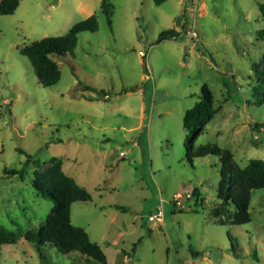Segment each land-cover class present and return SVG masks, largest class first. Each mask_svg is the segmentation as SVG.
Listing matches in <instances>:
<instances>
[{
    "label": "rangeland",
    "instance_id": "obj_1",
    "mask_svg": "<svg viewBox=\"0 0 264 264\" xmlns=\"http://www.w3.org/2000/svg\"><path fill=\"white\" fill-rule=\"evenodd\" d=\"M101 1L20 0L0 15V224L17 235L0 264H264V189L252 192L251 222L219 224L221 159L187 156L192 142L231 151L241 167L264 160V0H110L111 26ZM94 13L98 30L53 56L61 77L44 87L20 50ZM194 20L198 39L157 43ZM204 86L217 113L194 136L184 115ZM58 163L92 196L70 218L103 261L25 237L54 207L34 178ZM159 209L162 222L151 220Z\"/></svg>",
    "mask_w": 264,
    "mask_h": 264
},
{
    "label": "trees",
    "instance_id": "obj_2",
    "mask_svg": "<svg viewBox=\"0 0 264 264\" xmlns=\"http://www.w3.org/2000/svg\"><path fill=\"white\" fill-rule=\"evenodd\" d=\"M162 4L165 0H154ZM20 0H0V15H12L17 10ZM264 17V2L258 5ZM100 13L105 15L108 24L112 25L113 7L110 0H102ZM99 28L97 13L75 23L69 31L62 36H50L33 42L30 46L20 50L26 56L34 73L44 87L56 85L61 77V70L53 56H65L76 49L79 36L82 32H95ZM186 34L176 29L161 31L157 43L166 39L182 40ZM85 89H89L88 86ZM132 91L134 88L131 89ZM104 93L103 90H101ZM217 113L214 98L210 90L204 86L203 98L184 115V127L194 136L199 135L205 123ZM218 155L223 164L222 180L218 187V196L221 203L212 212L214 219L222 225H243L251 222L250 203L252 192L264 189V160H252L247 166L241 167L234 162L233 154L229 150L221 149L216 144H206L194 147L193 143L187 149V156L192 161L193 156L205 157ZM33 159L29 155L25 168ZM37 162V161H36ZM10 174H22L23 169L8 170ZM34 187L46 198H50L54 207L46 221L38 228L27 231L25 237L35 241L39 251L42 246L50 244L63 254L80 252L89 257L105 260L102 247L91 240L82 227L75 226L70 218V205L74 202L91 201V194L67 175L58 163L44 176L36 175ZM141 241V239L139 240ZM17 235L14 231L0 224V247L4 244H15ZM138 243L134 245L136 248Z\"/></svg>",
    "mask_w": 264,
    "mask_h": 264
},
{
    "label": "built area",
    "instance_id": "obj_3",
    "mask_svg": "<svg viewBox=\"0 0 264 264\" xmlns=\"http://www.w3.org/2000/svg\"><path fill=\"white\" fill-rule=\"evenodd\" d=\"M193 3H194L193 6H194L195 8H197L198 0H193ZM186 35L188 36V38H189L190 40L198 39L199 34H198V31H197V24H196L195 20L192 22V24H191L190 28L188 29ZM140 54L143 55V56H147V52H145V51H140ZM191 196H192V195H188L187 197H188V198H191ZM182 197H183L182 194H178V195L176 196V198H177L178 200H180ZM150 219H151V220L156 219L157 221L162 222V220H163V217H162V209H159V211H158L157 214L150 216Z\"/></svg>",
    "mask_w": 264,
    "mask_h": 264
}]
</instances>
